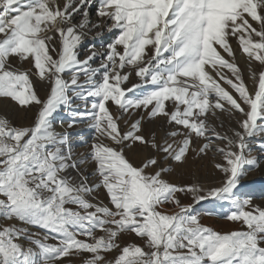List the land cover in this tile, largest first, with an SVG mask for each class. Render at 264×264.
I'll list each match as a JSON object with an SVG mask.
<instances>
[{"label":"snow or ice","instance_id":"obj_1","mask_svg":"<svg viewBox=\"0 0 264 264\" xmlns=\"http://www.w3.org/2000/svg\"><path fill=\"white\" fill-rule=\"evenodd\" d=\"M255 171L264 0H0V264H264Z\"/></svg>","mask_w":264,"mask_h":264},{"label":"rangeland","instance_id":"obj_2","mask_svg":"<svg viewBox=\"0 0 264 264\" xmlns=\"http://www.w3.org/2000/svg\"><path fill=\"white\" fill-rule=\"evenodd\" d=\"M133 82H135V80H133ZM40 94L42 96L44 95L43 89L40 90ZM76 151L79 153L86 151V149L78 148ZM200 175L202 181L207 184L215 185L219 183V174L215 173L210 165L205 170H203ZM244 183L250 185L244 189V191L252 193L257 198V202L259 203L261 195L264 194V173L259 171L251 172ZM185 202L187 203L188 201ZM197 207L202 213V223L212 227L217 231L227 232L239 227L238 225H232L226 220L222 219L223 209L218 203L205 202L203 208H200V206ZM205 212H213L214 214L211 216L203 215ZM33 231H36V229H33ZM76 264H79V261H76Z\"/></svg>","mask_w":264,"mask_h":264}]
</instances>
